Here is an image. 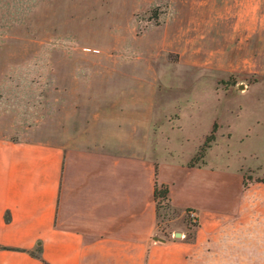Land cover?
I'll return each mask as SVG.
<instances>
[{"label":"rangeland","instance_id":"374dc122","mask_svg":"<svg viewBox=\"0 0 264 264\" xmlns=\"http://www.w3.org/2000/svg\"><path fill=\"white\" fill-rule=\"evenodd\" d=\"M261 3L238 0L234 13L229 0H0V135L53 142L69 132L63 89L70 83L100 97L141 86L163 138L181 155L201 145L217 120L207 159L231 183L240 167L261 211L264 28L244 38L246 22L264 23ZM169 112L177 124L165 119ZM159 200L164 228L177 210ZM189 212L187 238L195 229Z\"/></svg>","mask_w":264,"mask_h":264},{"label":"crops","instance_id":"0c3cea01","mask_svg":"<svg viewBox=\"0 0 264 264\" xmlns=\"http://www.w3.org/2000/svg\"><path fill=\"white\" fill-rule=\"evenodd\" d=\"M229 2L235 13L238 0ZM263 24L246 22L244 38ZM63 91L69 132L53 142L0 135V264H264V202L254 211L240 167L231 183L207 159L210 145L189 163L201 145L181 155L134 89L100 97L75 82ZM164 116L177 124V112ZM155 183L168 185L177 210L164 228Z\"/></svg>","mask_w":264,"mask_h":264},{"label":"trees","instance_id":"16d2710c","mask_svg":"<svg viewBox=\"0 0 264 264\" xmlns=\"http://www.w3.org/2000/svg\"><path fill=\"white\" fill-rule=\"evenodd\" d=\"M216 127H217V123H216V121H214L213 124H212L210 132L205 136V139H204L203 143L201 144L199 150L197 151V155L203 156V154L205 152V149L210 145V141L215 139ZM243 183H244V185H246L244 180H243ZM168 191H169V188H168L167 184H165V183H161V184L155 183L154 197H155V200H156V203H157V208H158V203L160 202L159 198L166 199L168 201V203H169Z\"/></svg>","mask_w":264,"mask_h":264},{"label":"built area","instance_id":"2783aa9c","mask_svg":"<svg viewBox=\"0 0 264 264\" xmlns=\"http://www.w3.org/2000/svg\"><path fill=\"white\" fill-rule=\"evenodd\" d=\"M189 213H190V216H191L192 220H194V219H195V214H194V212H193V211H190ZM182 235H184V234H182Z\"/></svg>","mask_w":264,"mask_h":264},{"label":"water","instance_id":"95a60500","mask_svg":"<svg viewBox=\"0 0 264 264\" xmlns=\"http://www.w3.org/2000/svg\"><path fill=\"white\" fill-rule=\"evenodd\" d=\"M176 235H179V232H177Z\"/></svg>","mask_w":264,"mask_h":264}]
</instances>
